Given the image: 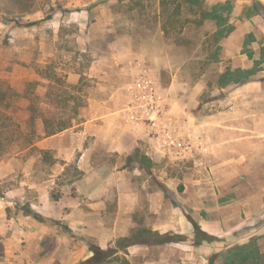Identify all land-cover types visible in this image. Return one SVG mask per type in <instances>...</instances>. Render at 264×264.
<instances>
[{"label":"rangeland","instance_id":"rangeland-1","mask_svg":"<svg viewBox=\"0 0 264 264\" xmlns=\"http://www.w3.org/2000/svg\"><path fill=\"white\" fill-rule=\"evenodd\" d=\"M205 6L217 18L202 24L186 9L164 14L160 0H36L35 11L20 16L40 21L30 27L0 16V79L20 93L36 82L32 89L43 101L50 93L52 122L71 120L64 131L78 130L95 100L126 106L152 140L127 155L98 145L79 168L77 160L67 163L38 147L21 152L24 141L14 129L0 136V264H79L92 256L90 242L115 246L140 227L179 233L168 228L176 210L190 233L194 222L213 242L131 247L112 264H125V257L130 264H211L216 252L224 255L213 264H224L228 248L252 239L264 252V153L224 176L213 170L222 156L202 149L201 136L195 147L185 126L193 115L199 122L221 117L228 97L255 78L264 86V0ZM17 106L25 128L28 102ZM144 155L151 166L141 163ZM121 170L133 175L134 185L122 187L135 192L132 210L117 208L112 173ZM158 190L163 196L151 200Z\"/></svg>","mask_w":264,"mask_h":264},{"label":"crops","instance_id":"crops-1","mask_svg":"<svg viewBox=\"0 0 264 264\" xmlns=\"http://www.w3.org/2000/svg\"><path fill=\"white\" fill-rule=\"evenodd\" d=\"M234 99L237 101L235 102ZM227 103L230 104V107L222 112L221 117L208 116L204 122H199L197 116L193 115V121H189L185 126H188L187 130L193 136L195 147L198 136H201L202 149L207 150L209 154L212 152L215 156H222V163L213 167V170H220L221 174L224 172V176L230 177V173L234 171L235 167L238 168L245 164L244 166L247 168L246 162L262 160L264 153V86L258 83L255 78L247 89L235 91L230 95ZM91 108L93 110L90 112V116L77 127L78 130L75 128L46 137L36 146L53 153L54 158L62 159L67 163L77 160L79 168H83L81 166L83 162L90 163L92 161L98 145H104L108 152L120 155L131 154L139 142H144L149 146L147 141L150 136L149 130L144 125L130 121L126 106H111L107 103L98 105L93 100ZM233 113H236V117L233 116ZM87 140H89L88 145ZM149 140L152 142L151 139ZM154 153L157 154L154 150L146 152L153 161L159 160V157H155ZM76 155L78 156L75 159ZM129 175L133 176L129 170L112 173V177L116 178L114 185L117 188L119 211L135 208L133 203L135 192L122 188L134 185ZM193 182L194 184L198 183L197 180H193ZM98 190H107V187L95 188L93 194ZM154 196L159 198L163 196V193L161 190L153 192L151 200ZM152 208L154 213L158 212V207L154 204ZM173 215L168 223V228L178 227L179 233L188 232L190 234L192 227L183 213L176 210ZM157 229L158 227H155L154 230ZM134 247L149 248L145 245L132 248Z\"/></svg>","mask_w":264,"mask_h":264},{"label":"trees","instance_id":"trees-1","mask_svg":"<svg viewBox=\"0 0 264 264\" xmlns=\"http://www.w3.org/2000/svg\"><path fill=\"white\" fill-rule=\"evenodd\" d=\"M160 5L164 14L168 13L171 8H173L174 12L178 13L186 9L191 14L199 16L200 24L208 19L217 18L215 14L207 10L205 0H160ZM259 5L262 6L260 2ZM35 7L36 0H0V16L4 20L15 22L18 26H35L40 21H28L24 23L20 19L21 15L34 12ZM48 18L51 17L47 16L46 19ZM45 77L46 79H50L46 75ZM35 84L36 82L34 81L28 82L26 90L20 93L0 79V136L2 137L5 133L8 134L10 133V129H14V136H18V138L20 137L24 141V144L21 145V152L37 148L36 144L42 139L72 127L71 120L59 121L57 124L52 122L46 107L49 103L45 100H50L51 94L47 93L44 101L41 100V95L35 93L32 89ZM20 99H25L28 102L29 118L25 128H22L17 123V103ZM8 122L11 125H8ZM141 163L151 166L152 160L144 155L141 158ZM33 216L39 219V221H46L43 216L37 213ZM193 224L194 233L187 235L175 232L162 233L159 230L140 227L132 234L118 238L115 246L109 245L105 248L97 243L90 242L89 247L93 254L79 264H112L121 259L120 252L127 253L129 248L138 245L152 247L189 242L193 245L202 244V242L208 244L213 242L214 238L212 236L201 231L196 223L193 222ZM222 254L221 252L214 253L211 264ZM225 255L224 264H264V252L261 251L256 239L228 248ZM123 260L125 264H130L126 257Z\"/></svg>","mask_w":264,"mask_h":264},{"label":"built area","instance_id":"built-area-1","mask_svg":"<svg viewBox=\"0 0 264 264\" xmlns=\"http://www.w3.org/2000/svg\"><path fill=\"white\" fill-rule=\"evenodd\" d=\"M139 87H141V88H145V89H148V87H150V84L148 83V84H139ZM158 111H160V110H158Z\"/></svg>","mask_w":264,"mask_h":264}]
</instances>
